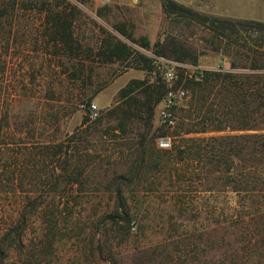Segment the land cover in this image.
<instances>
[{
  "label": "rangeland",
  "instance_id": "obj_1",
  "mask_svg": "<svg viewBox=\"0 0 264 264\" xmlns=\"http://www.w3.org/2000/svg\"><path fill=\"white\" fill-rule=\"evenodd\" d=\"M172 1L264 22V0ZM0 11V264H264V210L221 209L234 198L220 200L198 183L180 192L166 172L151 169L139 186H125L129 227L110 218L115 177L127 173L143 142L156 153L158 137L171 141L174 129L161 123L159 104L151 126L131 120L124 132L109 115L130 79H161L137 68L134 50L174 59L178 45L201 66L229 68L246 63L245 47L212 43L211 31L167 16L161 0H0ZM57 13L74 14L79 59L53 39ZM120 25L134 40L115 31ZM106 39L126 42L130 57L103 61ZM186 100L176 102V120ZM90 101L103 108L95 120L81 108ZM57 145L62 151L53 155ZM176 195L189 203L178 207Z\"/></svg>",
  "mask_w": 264,
  "mask_h": 264
},
{
  "label": "trees",
  "instance_id": "obj_2",
  "mask_svg": "<svg viewBox=\"0 0 264 264\" xmlns=\"http://www.w3.org/2000/svg\"><path fill=\"white\" fill-rule=\"evenodd\" d=\"M76 1L79 4L84 2ZM161 4L167 16L174 13L205 26L213 33L212 43L223 41L227 47H245L246 63L239 66L231 61L229 68H208L201 80L184 84L189 89V96L184 107L180 108L171 131L170 146L159 148L155 153L142 143L127 173L118 174L112 183L116 210L110 218L114 222L121 220L129 227L131 216L125 208L124 188L142 184V176L146 177L151 169L161 175L168 173L180 192L182 184L198 183L204 192L221 196L220 200L234 198L233 205L227 203L221 209L231 208L239 212L264 210V22L200 13L172 0H161ZM2 13L0 11V15ZM70 15L74 17L73 13L55 15L52 20L55 27L53 39L63 49L70 52L77 50L75 53L79 59L81 45H72L74 39L72 19L68 18ZM114 29L122 37L134 40L124 25ZM250 30L258 33L256 38L240 34ZM102 44L98 55L103 61L130 57V46L126 42L106 39ZM147 44L144 40L140 47ZM173 47L175 60L188 62V59L189 63L198 64L196 55L178 45ZM134 52L140 65L137 68L145 70L147 74L153 71L159 74L148 56L138 50ZM166 90L165 83L158 75L154 80L132 78L119 89L109 115L117 118L118 129L122 132L131 120L146 122L151 126L155 107L162 101ZM61 151V145H57L52 154ZM67 165L61 167L63 174L67 172ZM181 167H184L183 173ZM75 180L70 175L67 179L70 183ZM56 185L57 182L54 187ZM188 203L180 195L174 198V204L178 207ZM12 222L11 219V223H6L5 227H12ZM24 222L23 217L20 223Z\"/></svg>",
  "mask_w": 264,
  "mask_h": 264
},
{
  "label": "built area",
  "instance_id": "obj_3",
  "mask_svg": "<svg viewBox=\"0 0 264 264\" xmlns=\"http://www.w3.org/2000/svg\"><path fill=\"white\" fill-rule=\"evenodd\" d=\"M145 53V52H144ZM150 58L152 65L159 71L162 81L166 85V94L159 103L158 117L166 127H174L176 124V102L188 98L189 92L184 85V79L199 81L202 79L207 67L189 62H180L166 58L162 55L145 53ZM182 74L184 79L182 78ZM89 120L97 119L103 108L90 101L81 105ZM157 144L161 148L170 146V139L167 136H159Z\"/></svg>",
  "mask_w": 264,
  "mask_h": 264
}]
</instances>
